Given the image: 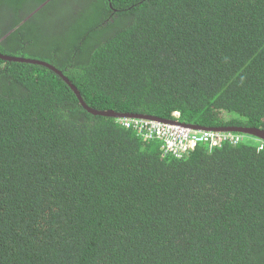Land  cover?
<instances>
[{
    "label": "trees",
    "instance_id": "trees-1",
    "mask_svg": "<svg viewBox=\"0 0 264 264\" xmlns=\"http://www.w3.org/2000/svg\"><path fill=\"white\" fill-rule=\"evenodd\" d=\"M43 1L0 0V54L50 64L95 110L264 132V0L30 15ZM248 138L167 156L48 68L0 60V264H264V141Z\"/></svg>",
    "mask_w": 264,
    "mask_h": 264
},
{
    "label": "built area",
    "instance_id": "built-area-1",
    "mask_svg": "<svg viewBox=\"0 0 264 264\" xmlns=\"http://www.w3.org/2000/svg\"><path fill=\"white\" fill-rule=\"evenodd\" d=\"M126 128L133 126L137 134L146 140L160 142L164 155L181 158L199 144L210 149L232 146L245 142L246 135L232 132L193 131L176 124L160 123L143 119H118ZM262 147V146H261Z\"/></svg>",
    "mask_w": 264,
    "mask_h": 264
},
{
    "label": "water",
    "instance_id": "water-1",
    "mask_svg": "<svg viewBox=\"0 0 264 264\" xmlns=\"http://www.w3.org/2000/svg\"><path fill=\"white\" fill-rule=\"evenodd\" d=\"M0 60L6 61V62H13V63L38 65V66L48 68L49 70L53 71L54 73H56L58 76H60L62 78V80L66 83V85L75 94V96L77 97L81 106L87 112H89L90 114H92L94 116L112 117L115 119L152 120V121H157L160 123L176 124V125H180L183 127L190 128V129H196V130H201V131L240 133V134L246 135L247 137H254L258 140L264 141V132L259 131V130L254 129V128H245V127L238 126V127H226V128L224 127V128L209 129V128H202V127L193 126V125H185V124L179 123L177 121H173V120H161V119L154 118V117H147V116H140V115H124V114L115 113V112L110 111V110H95V109L87 106V104L84 102L83 98L81 97V94L78 91V89L59 70H57L56 68H54L50 64L43 62V61L30 59V58L13 57V56H7V55H3V54H0Z\"/></svg>",
    "mask_w": 264,
    "mask_h": 264
},
{
    "label": "flooded vegetation",
    "instance_id": "flooded-vegetation-1",
    "mask_svg": "<svg viewBox=\"0 0 264 264\" xmlns=\"http://www.w3.org/2000/svg\"><path fill=\"white\" fill-rule=\"evenodd\" d=\"M108 1H109V0H108ZM49 2H50V0L43 1L39 6H37L36 8L33 9V13H30V15H35V14H37V13L40 11V9H42V7H43L44 5H46L47 3H49ZM73 2H74V4H75L76 6L79 5V4H80V6L75 7V5L73 4ZM87 2H90V0H87ZM63 3H65V6H68L69 3H71V4L74 6L75 10L78 11V12L84 10V7H85V9L87 8L86 0H64ZM109 7H110V5H109ZM111 9L114 10L112 7H111ZM114 11H115V10H114ZM52 12H53V10H52L51 7H50V9L47 10V14H50V13H52ZM25 20H26V19H25ZM23 21H24V20H23Z\"/></svg>",
    "mask_w": 264,
    "mask_h": 264
},
{
    "label": "rangeland",
    "instance_id": "rangeland-1",
    "mask_svg": "<svg viewBox=\"0 0 264 264\" xmlns=\"http://www.w3.org/2000/svg\"><path fill=\"white\" fill-rule=\"evenodd\" d=\"M5 21H6V20H4L3 23H5ZM35 23H37V22H35ZM245 141H246V142H247V141H248V142H253V143H256V142H257L256 140L251 139V138H247Z\"/></svg>",
    "mask_w": 264,
    "mask_h": 264
},
{
    "label": "bare ground",
    "instance_id": "bare-ground-1",
    "mask_svg": "<svg viewBox=\"0 0 264 264\" xmlns=\"http://www.w3.org/2000/svg\"><path fill=\"white\" fill-rule=\"evenodd\" d=\"M185 128H187V127H185ZM188 129H190V128H188ZM191 130H193V131H201V130H196V129H191ZM260 148H262V147L260 146Z\"/></svg>",
    "mask_w": 264,
    "mask_h": 264
}]
</instances>
